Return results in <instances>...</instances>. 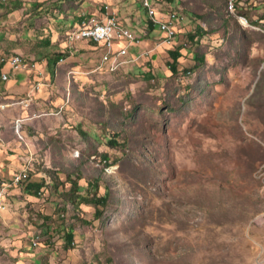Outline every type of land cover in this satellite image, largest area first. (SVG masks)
Masks as SVG:
<instances>
[{"label": "rangeland", "instance_id": "obj_1", "mask_svg": "<svg viewBox=\"0 0 264 264\" xmlns=\"http://www.w3.org/2000/svg\"><path fill=\"white\" fill-rule=\"evenodd\" d=\"M13 2L27 0H0L3 51L53 54L25 39L21 15L4 28ZM136 3L128 28L148 32L144 45L117 53L108 72L58 71L53 103L30 115L39 128L28 127L38 151L27 160L42 182L32 219L40 262L264 264V0H153L162 16L181 17L173 44L157 50L147 39L161 32ZM86 188L107 195L97 217L76 204Z\"/></svg>", "mask_w": 264, "mask_h": 264}, {"label": "crops", "instance_id": "obj_2", "mask_svg": "<svg viewBox=\"0 0 264 264\" xmlns=\"http://www.w3.org/2000/svg\"><path fill=\"white\" fill-rule=\"evenodd\" d=\"M150 1L153 2V0ZM105 4H108L114 11L115 8H119L121 23L133 30L134 23L127 9L130 8V4H134L137 12L140 13L141 10L136 0H27L20 8L9 12L8 18L4 21L6 23L4 28L16 27L17 25L14 23L21 15V21L29 23L22 34L35 46V49L45 46L47 50L59 52L62 55L51 66L50 60L54 59L53 54H47V56L40 53L35 54L41 61L40 64L36 62L40 72L39 76L37 72H32L29 69L12 70L8 66H4L0 70V74L1 72L7 74L5 80L0 77V189H4V193L6 192L5 202L7 203V208L0 211V264H44L40 262V257L45 253L41 251L42 247H38L39 244L35 242L36 237L33 239L36 231L32 226L34 224L32 219L37 220L33 218L36 215L33 212H41V201L43 200L38 197V193H33L32 188L27 189V183L17 185L13 180L28 163L31 167L32 164L27 160V155L31 154L32 157L37 155L38 149L34 147L32 141L34 135H30V132L27 131L28 127L35 130L39 128L37 127L38 123L30 115L34 112L39 113L40 108L48 107L53 103L48 91L51 87L50 80L54 74L56 75L60 71L62 74L77 73L79 76L85 77L96 72L97 69L108 72L105 60H109V54L104 52L101 43L85 39L69 40L70 33L77 30L81 23L89 17L101 13ZM40 10L48 11V13H41ZM24 11L25 14H23ZM141 20L143 21V19ZM134 34L142 39L140 46L142 43L144 45L145 38L143 39V37L147 36L148 32L142 30L139 34L135 32ZM161 36L155 42L152 37L148 38L147 42H151L149 46L153 47L161 39ZM121 45L120 42L116 43V47ZM162 46L165 45L153 48L157 50ZM137 47L139 46H129L126 56L132 55L131 53L136 51ZM2 48L0 47V57L4 56L3 54L10 55L5 53ZM143 50V52H151L148 49ZM17 51L23 52L18 47L13 48L10 52L22 55ZM142 51L140 53H143ZM35 55L28 53L27 56H22L34 61ZM101 61L102 63H100ZM100 64L103 66L98 68ZM119 65L120 63L117 67L123 66ZM108 67L116 68V62L114 61V65ZM37 81L41 83L39 88L35 86ZM25 102L29 103L27 109L23 108ZM27 103L26 105H28ZM22 117H25V120ZM16 124L19 126V130L22 128L20 134L16 132ZM35 166L33 165V168ZM40 176L43 175L40 174ZM35 179L40 180L30 177L28 183L36 182ZM7 183H10L9 187H7ZM40 190L42 191V189ZM5 202L2 200L4 205ZM44 259L45 257H43Z\"/></svg>", "mask_w": 264, "mask_h": 264}, {"label": "built area", "instance_id": "obj_3", "mask_svg": "<svg viewBox=\"0 0 264 264\" xmlns=\"http://www.w3.org/2000/svg\"><path fill=\"white\" fill-rule=\"evenodd\" d=\"M151 7H153L152 3ZM152 22L158 27L162 34L161 39L155 43V47L159 45H172L176 38V32L174 30L175 21H167L166 16H159L158 13L154 11ZM82 39L101 43L103 50H109V60H105L107 67L109 65H114L115 55L119 51H128L129 46H140L142 42V39L136 36L132 30L119 23L116 12L111 9L108 4L103 5L101 13L94 15V27L87 34L82 35L80 40ZM117 42L122 43V45L116 47ZM129 61V59L126 60L124 64ZM4 66H8L12 70L29 69L32 72H37L38 76L40 74L35 61L26 59L17 53H10V55L6 57H0V68L2 69ZM0 77L2 80H5L7 79V74L1 72ZM36 85L40 86V81H37ZM28 176L29 174H23L22 170V173L17 177V185L19 178H28ZM9 186L10 183H7V187ZM5 195L6 192L2 195L4 202ZM6 204L5 202V209L7 208Z\"/></svg>", "mask_w": 264, "mask_h": 264}, {"label": "trees", "instance_id": "obj_4", "mask_svg": "<svg viewBox=\"0 0 264 264\" xmlns=\"http://www.w3.org/2000/svg\"><path fill=\"white\" fill-rule=\"evenodd\" d=\"M17 2V1H16ZM16 2H13V4H15ZM142 2V1H141ZM150 3H151V1H150ZM40 4V3H39ZM38 4V5H39ZM19 7V5L18 4H15V6L13 5L12 7H8V9H7V12H6V14H8L9 12H11L12 10H14V9H16V8H18ZM144 8V7H143ZM145 9V8H144ZM146 10V9H145ZM172 11H176V10H169L168 12H170V13H174V12H172ZM39 12H41V13H48V11H42V10H40ZM168 12H166L165 14H170V13H168ZM146 13H147V11H146ZM158 13V12H157ZM179 13V12H178ZM40 15V14H39ZM158 15L160 16V15H164V14H159L158 13ZM147 16H148V14H147ZM5 18V17H4ZM149 18V17H148ZM184 19H185V17H184ZM149 21H150V23L152 24V25H154V23L152 22V20L151 19H149ZM185 22V21H184ZM155 26V25H154ZM80 29V28H79ZM4 37V32H1L0 33V38H3ZM77 39H75L74 41H76ZM167 46H170V45H167ZM5 53H7V54H10L11 52H5ZM53 53V55H54V59L53 60H50L51 61V66L52 65H54L55 64V62L58 60V58H59V56L60 55H62V53H59V52H55V51H53L52 52ZM177 53H171V56H172V59H173V63L172 64H174V63H176L177 62ZM36 62V61H35ZM172 64H170L169 66H170V68H171V70H174L175 69V66H173ZM0 70H1V68H0ZM32 168H33V166H31L30 167V169H27V174H29V176H28V178H25L24 179V181H21L20 182V184H18V185H23V184H26L27 183V189H30V188H32L34 191H33V193L34 194H40L41 193V188L40 187H42V182H30V183H28V181H29V178H30V172H31V170H32ZM97 182V181H96ZM76 187V186H75ZM73 185H72V188L70 189V191L71 192H73L74 190H77V191H79L80 192V190L81 189H76ZM77 188H79V187H77ZM84 192L86 193V194H78L75 198H76V204H78L79 202H85V203H87V204H91L93 207H94V216L95 217H97V215H100L101 214V210L99 209V205H103V203H105V201H106V194H104V195H102V196H98L97 194H93V195H91V194H89V193H87V192H89V189L88 188H86V189H84ZM71 200L73 199V198H71V196L69 197ZM74 200V199H73ZM72 236H71V234L70 233H66V238H71ZM45 264H47V263H45Z\"/></svg>", "mask_w": 264, "mask_h": 264}, {"label": "bare ground", "instance_id": "obj_5", "mask_svg": "<svg viewBox=\"0 0 264 264\" xmlns=\"http://www.w3.org/2000/svg\"><path fill=\"white\" fill-rule=\"evenodd\" d=\"M232 1L233 0H229V3L231 4L232 6ZM143 6L144 8L148 11V16L149 18L152 20L154 18V11L157 12L153 7H151V4H150V1L149 0H143ZM154 10V11H153ZM181 17H179L178 13H171L169 15L166 16V20L167 21H175L174 22V30L175 32H177V26H178V20H180ZM94 27V22H89V21H83L80 25V29H79V34H80V37L84 34H87L92 28ZM126 54V51H119L118 52V55L119 56H124ZM8 55H4V56H1V57H6ZM28 169V168H27ZM27 169H25L23 171V174H27ZM21 174V173H20ZM19 174V175H20ZM17 177L18 175L14 178L13 182L15 184H17ZM25 178H19L18 180V184H20L21 181H24ZM4 194V189H1L0 190V211L2 210H5V205L2 203V200H3V195ZM4 202V201H3ZM35 245V243H34Z\"/></svg>", "mask_w": 264, "mask_h": 264}]
</instances>
